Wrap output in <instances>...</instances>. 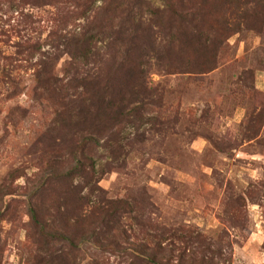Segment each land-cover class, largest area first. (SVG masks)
I'll list each match as a JSON object with an SVG mask.
<instances>
[{
  "label": "trees",
  "instance_id": "obj_1",
  "mask_svg": "<svg viewBox=\"0 0 264 264\" xmlns=\"http://www.w3.org/2000/svg\"><path fill=\"white\" fill-rule=\"evenodd\" d=\"M30 1L0 0L1 13H16L12 17L16 25L7 23L9 29L0 26V42L8 43L12 36L17 37L12 45L14 54H21L25 61L41 47L37 39L25 33L34 31V21L18 10L22 4L39 3ZM163 1V8L154 6L151 0L46 3L57 9L62 6L65 13L49 31V43L55 48L64 45L58 49L59 54L55 53L58 56L65 52L71 59L65 61V75L61 78L53 74L58 59L34 64L32 85L28 88L31 98L50 110V125L28 145V154L33 156L36 167L25 178L28 185H0V221H16L12 202L23 198L21 203L28 220L20 226L33 246L30 264H81L85 259L88 264H101L97 254L110 248L125 250L131 261L139 264H214L216 251L209 247L207 255L201 253L202 236L191 228H177L180 233L175 234L156 226L141 239L126 240L120 228V214L127 209L128 202L108 199L98 182L105 170L121 165L118 156L130 144L127 124L137 123L133 125L136 127L147 121L163 129L178 120L176 114H163L165 107L158 97V86L142 79L139 66L143 62L134 65L131 56L141 59L140 56L152 55L156 65L171 73H208L217 67L228 38L240 30L249 14L255 15L257 32H264V0ZM74 15L84 22L66 27L65 19ZM17 25L24 27L20 29ZM62 29L64 33L60 32ZM156 37L160 39L158 44L154 41ZM145 47L153 54L145 51ZM115 55L122 57L123 63L132 64L122 74L110 78L109 68L115 73L121 66L113 58ZM10 58V54L0 51V60ZM87 63H91L92 69L84 70L82 65ZM146 109L154 112L144 115ZM263 125L264 112L250 114L241 132L252 139ZM100 147L107 152L104 156L110 158L102 165L96 160ZM18 169L11 172L12 181L24 175ZM261 188L254 191L255 188L248 187L239 199L264 198V187ZM149 224L147 217L142 225ZM228 242L221 243V247H226L225 260L230 256ZM221 247L216 254L222 261Z\"/></svg>",
  "mask_w": 264,
  "mask_h": 264
},
{
  "label": "rangeland",
  "instance_id": "obj_2",
  "mask_svg": "<svg viewBox=\"0 0 264 264\" xmlns=\"http://www.w3.org/2000/svg\"><path fill=\"white\" fill-rule=\"evenodd\" d=\"M151 1L154 6L164 7L163 0ZM38 2L37 6L22 4L18 10L34 21V31L25 33L39 41L40 51L25 61L21 54H14L12 45L17 37L12 36L8 43L0 42V51L11 55L10 60H0V185L3 186L28 185L25 178L36 168L28 145L50 125V110L32 99L28 88L32 85L34 64L58 59L53 74L61 78L65 75V61L71 59L65 52L56 55L64 45L55 48L49 43V31L65 14L62 6L57 9L46 4L48 0ZM3 10L6 12V7ZM14 14V11L0 12V26L9 29L10 23L16 25ZM254 18L255 15L249 14L243 19L240 30L228 38V45L221 50L217 67L205 74L171 73L156 65L152 55L137 59L129 54L134 65L143 62L139 66L142 79L158 86V97L165 107L163 114H176L178 120L163 129L147 121L136 127L133 125L137 123L127 124L130 144L118 156L122 163L105 170L98 182L108 199L128 202L127 209L120 214V228L126 240L141 239L156 226L175 234L180 233L177 228H191L201 234L200 251L205 255L206 248L217 253L222 241H229V260H225L224 245L221 247L224 260L215 253L214 264H264V198L239 199L248 187L255 188L254 191L264 187V125L252 139L241 132L250 114L264 112V32H257ZM65 21L66 27L84 22L76 15ZM154 41L158 44L160 39L156 37ZM145 51L153 54L147 47ZM116 56L113 58L121 66L115 73L109 68L110 78L122 74L132 64L123 63L122 57ZM107 58L111 65L112 57ZM90 64L82 67L87 70ZM153 112L146 109L144 115ZM98 153L99 165L110 159L104 156L107 154L104 148L100 147ZM15 168L24 175L12 181L11 172ZM22 200L18 197L12 202L16 221H0V264L31 263L33 246L20 226L28 220ZM147 217L151 224L144 226ZM97 256L101 264H139L131 261L125 250L110 248ZM86 260L81 264H88Z\"/></svg>",
  "mask_w": 264,
  "mask_h": 264
}]
</instances>
